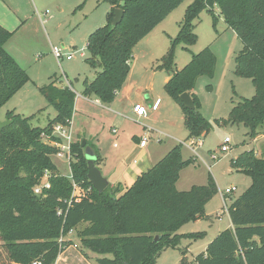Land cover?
Returning <instances> with one entry per match:
<instances>
[{
	"label": "trees",
	"instance_id": "obj_1",
	"mask_svg": "<svg viewBox=\"0 0 264 264\" xmlns=\"http://www.w3.org/2000/svg\"><path fill=\"white\" fill-rule=\"evenodd\" d=\"M111 5L107 24L88 37L89 64L97 71L93 80L84 81L83 95L112 103L123 88L130 70L135 46L151 33L185 0H103ZM244 43L236 54L235 72L252 79L256 93L243 98L219 124H244L256 138L264 124V0H195L187 9L179 34L173 41L194 43V20L207 10L217 19L215 7ZM123 9L122 21L114 26L116 9ZM15 31L0 25V109L29 81L27 71L7 52L5 44ZM159 69L171 73L165 84L167 94L184 114L188 138L208 133L210 121L200 110L194 92L197 79L214 70L216 57L207 47L180 70L174 69L170 51L162 57ZM57 115L45 127L34 126L32 116L9 110L10 124L0 128V264H55L60 253L72 244L67 237L77 232L82 253L86 248L99 255L98 264H155L163 247L175 245L178 230L189 221L206 216L207 202L218 193L212 176L206 185L180 191V172L185 160L181 144L173 147L158 163L142 172L125 191L109 185L103 192L88 178L89 162L82 142L71 145V177L61 174L54 161L61 139L54 126H70L76 94L52 82L40 88ZM188 92L195 109L187 108L181 95ZM88 144V143H87ZM98 161V151L93 146ZM231 165L252 179L251 186L229 206L233 227L220 232L197 256L198 264H264V152L245 150ZM50 171L51 188L35 193L45 171ZM73 182L91 187L86 196L73 195ZM69 202V204H68ZM62 214H58V209ZM161 238L155 241V237ZM197 237L201 234H193ZM102 256V257H101ZM179 264H188L182 259Z\"/></svg>",
	"mask_w": 264,
	"mask_h": 264
},
{
	"label": "rangeland",
	"instance_id": "obj_2",
	"mask_svg": "<svg viewBox=\"0 0 264 264\" xmlns=\"http://www.w3.org/2000/svg\"><path fill=\"white\" fill-rule=\"evenodd\" d=\"M23 1L24 4H27V0ZM32 1V12H35L41 24L39 25V21H32L30 27L34 29L31 43L21 35L17 37L19 43L27 42L30 50L27 60H20L22 65H25L30 79L0 109V120H7V112L14 110L26 117L34 115L32 124L45 127L48 121L57 115V110L49 103L40 88L55 82L56 86L70 88L75 92L77 98L84 91V81L86 79L93 80L97 71L101 70L97 69L96 71L87 61V58L90 57L87 43L89 35L94 30L107 24L109 3L103 0ZM194 1L185 0L182 2L148 38H151V47L159 56L158 60L154 61V65L157 67L162 63V57L170 51L173 54L175 70L182 69L192 60L193 55L200 53L205 48L209 47L213 51L216 57L213 72L201 75L194 87V92L200 101V110L211 123L208 133L199 138H188V130L180 118L182 109L164 90L162 76L164 77L163 74L166 73L169 74L167 70L159 69L162 70L160 73L162 75H159L156 81L153 94L163 98L165 117L172 121L171 124L158 123L161 126L160 129L177 138L179 140L177 145L181 144L182 147L183 158L191 160V163L180 172L178 189L187 191L194 185H206L212 176L218 186V193L207 202L206 216L183 224L177 232L179 236L175 245L163 247L155 264H179L184 258L188 264H198L197 256L205 253L208 243L224 231L228 225V214L224 212L221 191L232 186L237 188L227 197V204L230 206L231 200L239 197L252 184L249 175L234 170L231 165L232 159L245 150L260 147L259 149L264 151V139L260 141V144L257 143L255 138L249 137V128L244 124L223 125L217 122V120L228 118L232 107L243 98H251L256 93L252 79L239 76L235 72L236 54L243 50L244 43L236 31L225 22L220 14V8L215 7L216 20L207 10H203L194 20V33L197 35L194 43L181 42L173 45L186 11ZM28 3L29 12L31 10L30 0ZM10 46L9 49L14 53L16 46L14 44ZM53 46L63 48L66 54L73 53L74 57L67 59L65 55L59 60L52 51ZM83 52L85 55H82ZM259 131L264 132V124L259 127ZM227 137L231 140V149L222 152L221 144ZM193 139L195 141L192 146V148L195 147L194 151L187 145ZM64 142L66 141L64 140ZM198 142L203 145H199ZM213 153L217 154V159L212 158L211 154ZM54 161L61 174L68 178L72 176L67 157L56 156ZM219 210L225 215L222 221L216 217V212ZM85 225H80L77 231L71 233L72 244L60 253L57 261L70 260L75 264H98L96 257L99 255L87 248L85 250L88 252V257L82 253L81 241L77 232ZM199 233L201 236H192Z\"/></svg>",
	"mask_w": 264,
	"mask_h": 264
},
{
	"label": "crops",
	"instance_id": "obj_3",
	"mask_svg": "<svg viewBox=\"0 0 264 264\" xmlns=\"http://www.w3.org/2000/svg\"><path fill=\"white\" fill-rule=\"evenodd\" d=\"M28 4V0L27 4H24L23 0H0V25L10 31H15L5 44V49L25 70V65H22L20 60H27L30 50L27 42L21 44L17 41V37L21 35L31 43L34 29L30 27L32 21H39V25L41 24L35 12H32L33 1L30 0L31 10L29 12ZM110 10L111 5L109 4L107 13ZM162 23L151 33H154ZM149 35L135 46L129 76L112 103L105 104L95 96L87 97L83 94L75 99V111L71 123L72 142H82L85 139L91 147L94 146L99 153L96 166L108 179L109 185H119L122 191L130 187L142 172L154 166L179 142L177 138L160 129L161 126L158 125V123L165 122L171 124L172 121L165 117L163 98L153 94L162 70L154 65V61L158 60L159 56L151 47ZM12 44L16 46L14 53L9 49ZM82 55H85L84 52ZM163 75L165 90V84L170 79L171 73ZM135 104H143L147 109V114L138 117L133 111ZM180 118L184 121L183 111ZM143 138H147L145 146L141 145ZM262 139H264V132L259 131V135L254 140L260 144ZM259 148L254 149L258 156H260ZM260 151L264 152L263 149ZM219 213H221L220 210L216 212V217L220 221L224 220L225 215L222 214L219 217ZM227 216L226 229L233 227L230 214ZM70 235L66 237V240H72ZM71 247L73 248V245ZM55 264L75 263L66 260L56 261Z\"/></svg>",
	"mask_w": 264,
	"mask_h": 264
},
{
	"label": "built area",
	"instance_id": "obj_4",
	"mask_svg": "<svg viewBox=\"0 0 264 264\" xmlns=\"http://www.w3.org/2000/svg\"><path fill=\"white\" fill-rule=\"evenodd\" d=\"M53 53L55 54V56L60 60L63 56H67V59H72L74 57L73 53H69L66 54L65 50L63 48H59L56 46H53L52 48ZM83 54V53H82ZM133 111L134 113L138 116V117H143L147 114V109L143 104H135L133 107ZM72 123V121H71ZM114 132H116V130H114ZM54 134H56L61 141L57 143V146L59 148V153L57 154V156L60 157H67V159L69 160L70 164L73 160V155H72V150H71V145H72V133H71V124L70 126H64L62 124H56L54 126ZM195 138V137H194ZM64 140L66 142H64ZM147 142V138H143V140L141 141V145L145 146ZM230 138L227 137L224 142L221 144V151L222 152H227L231 149L230 147ZM199 145H203L202 143L198 142ZM195 144L194 139L188 143L187 145L194 151L195 147L192 148V146ZM213 159H217L218 156L217 154L213 153L211 154ZM50 171L46 170L44 173V176L41 178L40 183L35 187V193L36 194H41L42 191L44 189H50L51 188V182H50ZM236 187L232 186V187H227L225 189V191H221V195L223 197L224 200V212H226L227 214H229V205L227 204V197L228 195L232 194L234 191H236ZM92 188H83L82 186H80L79 184H77L76 182H73V195H80V196H86L91 192ZM69 204V202H68ZM63 210L62 209H58V214H62ZM223 213H219V217L222 215ZM74 230H72L70 232L73 233ZM64 240H66V237L62 236L59 241L60 243H62ZM33 264H42V261L40 259H37L33 262Z\"/></svg>",
	"mask_w": 264,
	"mask_h": 264
},
{
	"label": "water",
	"instance_id": "obj_5",
	"mask_svg": "<svg viewBox=\"0 0 264 264\" xmlns=\"http://www.w3.org/2000/svg\"><path fill=\"white\" fill-rule=\"evenodd\" d=\"M123 16H124L123 9L120 8L116 9L113 25L114 26L118 25L122 21ZM181 99L187 108L195 109L194 100L188 92L183 93L181 95ZM9 124H10V120H4V121L0 120L1 129L7 127ZM82 146L85 149V155L89 162L88 178L97 191L103 192L109 186V181L105 176H103L101 170L95 164V160L97 159L95 149L90 145H88L85 139L82 141ZM160 238H161L160 235L156 236L155 241H158Z\"/></svg>",
	"mask_w": 264,
	"mask_h": 264
}]
</instances>
